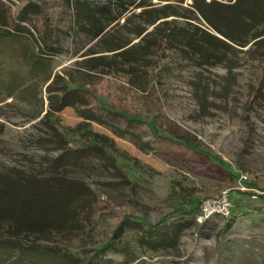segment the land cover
Segmentation results:
<instances>
[{
    "label": "rangeland",
    "instance_id": "obj_1",
    "mask_svg": "<svg viewBox=\"0 0 264 264\" xmlns=\"http://www.w3.org/2000/svg\"><path fill=\"white\" fill-rule=\"evenodd\" d=\"M36 1L41 2L45 17L46 14L54 16V9L61 10L56 0ZM217 1L228 3V0ZM4 2L13 12L20 6L18 0ZM152 2L160 3L159 7L171 4L178 14L190 18L168 19L177 20L178 28L183 27L190 34L199 33L198 29L207 31L241 53L228 49V54H224L226 60L211 58L206 61L200 54L185 48L169 49L162 45L156 52L146 53L150 55L140 61L137 75L113 70L101 75L77 65L87 58H111L113 54L87 55L90 50L98 51L103 47H97L96 41L88 44L83 36L72 34L61 36V53L52 60L54 73L64 78L72 74L87 80L84 85L93 107L90 110L103 108L100 111L103 114L115 111L112 106L126 110L156 127L162 135L166 129L169 132L166 134H171L169 136L174 140L184 137L198 142L203 149L220 157L224 166L220 167L215 159L192 153L187 148L153 146L148 139L154 133L147 125L136 124L135 128L124 129L125 125L120 124L122 119L114 120L112 116L104 118L112 126L88 121L86 133V128L80 130L83 119L78 111L64 107L50 117L61 136L69 141L70 150L97 145L94 140L87 141L88 137H84L94 138L96 134L109 162L91 155L87 163L85 159V168L60 169L54 174L48 164L63 150L57 149L56 144L43 142L52 135L40 121L48 112L46 87L41 93L37 87L24 94L21 89L16 92L20 85L33 81L29 70L21 73L22 61L18 59L19 54H30L31 49L25 41L22 45L18 40L6 38L0 40V174L10 180L26 182L27 190H31L22 192L26 200L30 199L33 190L35 193L42 185L49 188V184L56 188L74 185L80 189L81 196L91 192L88 196L93 201H89L88 214L79 213L82 234L76 232L77 236L74 234L70 240L55 239L58 246L76 255L86 254V258H93L94 249L106 244L126 217L155 225L167 215L172 216L180 206L193 208L198 196L205 201L228 193L232 204L230 218L215 216L199 222L198 215L194 219L175 216L171 221L190 224L183 232L178 248L150 252L139 261L144 264H264V200L259 197L260 191L249 187L256 182L264 188V96L249 105V98L257 87L259 64L242 53L250 45L242 48L227 41L194 12L192 0ZM59 16L61 13L56 14L54 20ZM33 24L41 30L42 19L37 18ZM122 25L124 20L109 31L111 44L133 40L131 45H135L140 41L135 33L144 25L143 19L134 17L126 27ZM152 30L150 27L146 33ZM32 31L39 39L38 32ZM23 66L26 68L25 62ZM83 73L92 76L80 75ZM93 93L98 96L96 101L90 96ZM41 96L45 107L36 118L42 111ZM201 97L206 98L205 105L199 102ZM119 128L138 134L153 147L141 150L129 137H119ZM61 201L57 194L53 198L46 195L37 203L42 209L41 216L45 215L43 218L47 221L55 219L58 222L63 217L59 211ZM129 234L137 236V233Z\"/></svg>",
    "mask_w": 264,
    "mask_h": 264
},
{
    "label": "trees",
    "instance_id": "obj_2",
    "mask_svg": "<svg viewBox=\"0 0 264 264\" xmlns=\"http://www.w3.org/2000/svg\"><path fill=\"white\" fill-rule=\"evenodd\" d=\"M56 1L61 10L54 9V16L60 13L61 16L54 20V16L50 14L44 16V9L39 1L18 0L20 6H17V11L13 12L6 6L4 0H0V40L12 38L14 41L21 42L22 45L25 41L27 47L29 45L31 49L30 54H19L18 59L19 62L22 61L21 73L29 70V74L33 75V81L31 84L20 85L16 92L21 89L24 94L28 93L29 89L37 87L40 88L39 93H41L46 87L48 112L40 121H43L42 124L51 130L52 135L49 139H43V142L56 144L57 149L63 150L61 155L49 162V170L58 174L59 171L65 169L85 168L91 155L109 162L97 140V137H100L96 134L94 138L86 135L84 137H88L87 141L94 140L97 145H90L85 148L86 150H70L69 141L61 136L58 127L50 117L53 112H60L64 107H73L78 111L79 117L83 119L79 126L80 130L86 128L87 130H84L86 133L89 127L88 121L96 122L102 126L108 124L112 126L104 120V118L112 116L114 120L122 119V122L119 123L125 125L124 129L135 128L136 124L147 125V128L154 133L152 138L148 139L153 146L164 147L163 149H170L171 146L187 148L192 153H199L210 159H215L220 167L224 166L220 157L208 149H203V146L201 147L198 142L184 137L174 140L173 136H169L171 134L167 135L169 132L166 129H163L166 132L164 131L165 135H162L156 127L132 116L133 114H129L126 110L114 106L112 108L115 111L110 110L111 113L108 114L100 112L103 108L100 111L90 110L93 107L84 85L87 80L72 74H67L69 75L67 78L61 77L60 74L54 73L52 60L61 53V36L72 34L83 36L88 44L96 41L97 47H103L98 51L92 49L87 55L102 52L113 54L111 58L107 56L87 58L77 65L84 67L90 73L101 75H106L110 70L117 73L126 72L132 76L137 75L138 70L136 69L140 61L145 55H150L146 53L156 52L162 45L169 49L185 48L193 54H200L206 61L211 58L216 61H224L226 60L224 54H228V49L236 52L239 50L207 31L198 29L199 33L190 34L183 27L178 28L177 20L168 19L176 17L189 20L190 18L178 14L171 4L159 7L160 3L155 4L152 0ZM183 1L178 0L181 3ZM232 1L228 0L227 4H223L217 0L208 2L192 0L191 8L212 29L233 45L242 48L250 45L242 53L247 55L251 61L259 64L257 87L249 98V105H252L255 100L264 96V0H235L231 3ZM137 10H139L138 13H136ZM134 17H139L144 21V25L138 27L135 33L136 38H139L140 41L135 45H131L133 40L111 44L108 39L111 28L115 25L119 26L121 20H124L122 27H126ZM37 18L42 19L41 30H38L33 24ZM150 27H153L152 32L146 33ZM32 30L38 32L39 39L34 37ZM35 43L36 47H34ZM24 62L26 68L23 66ZM80 75L92 76L89 73ZM225 90L227 91L228 88ZM93 95L90 96L96 101L98 96L96 93ZM41 99L42 111L36 118H39L44 111L43 96ZM204 101L206 103L205 97L199 99L203 105H205ZM128 130H118L119 137H129L138 143L141 150L144 151L153 147L143 141L138 134L128 132ZM82 131L79 133L82 134ZM101 139L104 138L101 137ZM93 149H98V151H92ZM85 159H87L86 163ZM65 185L56 188L49 184L50 189L47 185H42L40 190H35V193L33 190L34 194H30V199L26 200L22 192L25 194L26 191H31L27 190L29 185L27 186V183L23 181L10 180L0 174V264H45L44 261L58 264H144L139 260L150 252L173 251L178 248L183 232L190 227V224L171 221V219L179 215L181 218L183 216H189L191 219L196 218L204 201L198 196L193 203V208L180 206L172 216L167 215L155 225L143 222L138 218L126 217L122 219L110 240L101 248L94 249L93 258H86V254L70 253L55 243V239L59 237L70 240L74 234L77 236L76 232L82 234L83 226L80 224L79 213L82 211L87 215L90 210L88 205L93 201L88 196L91 192L87 191L84 196H81L80 189L74 185ZM249 187L260 191L262 194L259 197L264 200L263 187L256 182L250 184ZM58 188L64 190H58ZM55 194L59 199H62V207L59 211L63 217L62 219L59 217L58 222L55 219L45 220L43 218L45 215L41 216L42 209L37 204L42 202L46 195L53 198ZM251 195L255 196V194ZM130 232L137 233V236H131Z\"/></svg>",
    "mask_w": 264,
    "mask_h": 264
},
{
    "label": "built area",
    "instance_id": "obj_3",
    "mask_svg": "<svg viewBox=\"0 0 264 264\" xmlns=\"http://www.w3.org/2000/svg\"><path fill=\"white\" fill-rule=\"evenodd\" d=\"M231 209L232 204L228 193H224L219 197L208 198L202 203L197 220L202 222L215 216L228 219L231 215Z\"/></svg>",
    "mask_w": 264,
    "mask_h": 264
}]
</instances>
